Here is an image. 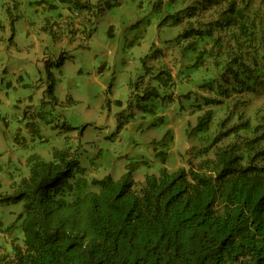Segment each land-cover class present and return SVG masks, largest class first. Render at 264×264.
Masks as SVG:
<instances>
[{
  "label": "rangeland",
  "instance_id": "rangeland-1",
  "mask_svg": "<svg viewBox=\"0 0 264 264\" xmlns=\"http://www.w3.org/2000/svg\"><path fill=\"white\" fill-rule=\"evenodd\" d=\"M229 1L0 0V255L23 243V203L4 198L33 155L69 149L81 177L140 182L214 158L237 126L264 137V57L256 85L241 66L264 53V0H237L245 34Z\"/></svg>",
  "mask_w": 264,
  "mask_h": 264
},
{
  "label": "trees",
  "instance_id": "trees-1",
  "mask_svg": "<svg viewBox=\"0 0 264 264\" xmlns=\"http://www.w3.org/2000/svg\"><path fill=\"white\" fill-rule=\"evenodd\" d=\"M224 14L229 25L241 20L246 33L237 0ZM255 55L253 65L241 64L253 85L261 80L254 68L264 53ZM212 112L199 118V130L207 129ZM238 128L214 158L163 168L142 182L129 168L119 179L77 181L83 169L69 149L55 150L50 162L29 157V175L4 198L23 203V243L3 251L0 264H264V148L258 146L264 137H243Z\"/></svg>",
  "mask_w": 264,
  "mask_h": 264
},
{
  "label": "crops",
  "instance_id": "crops-1",
  "mask_svg": "<svg viewBox=\"0 0 264 264\" xmlns=\"http://www.w3.org/2000/svg\"><path fill=\"white\" fill-rule=\"evenodd\" d=\"M123 173H125V172H123ZM123 173H122V174H123ZM121 176H122V175H121ZM76 179H77V181H78V180H81V181H84V180H85V181H86L87 183H89V184H90L91 181H93V180H91V179L85 178L84 176L81 177L80 175H77ZM140 182H142V181H140Z\"/></svg>",
  "mask_w": 264,
  "mask_h": 264
}]
</instances>
